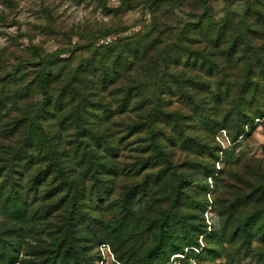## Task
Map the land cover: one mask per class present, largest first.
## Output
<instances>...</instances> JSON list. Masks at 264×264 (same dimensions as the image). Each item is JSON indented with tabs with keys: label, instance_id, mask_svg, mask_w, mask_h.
<instances>
[{
	"label": "rangeland",
	"instance_id": "rangeland-1",
	"mask_svg": "<svg viewBox=\"0 0 264 264\" xmlns=\"http://www.w3.org/2000/svg\"><path fill=\"white\" fill-rule=\"evenodd\" d=\"M247 2L0 0V264H52L37 232L73 199L56 264H264V106L240 116L244 73L197 32Z\"/></svg>",
	"mask_w": 264,
	"mask_h": 264
},
{
	"label": "trees",
	"instance_id": "trees-1",
	"mask_svg": "<svg viewBox=\"0 0 264 264\" xmlns=\"http://www.w3.org/2000/svg\"><path fill=\"white\" fill-rule=\"evenodd\" d=\"M229 15L236 16L232 13ZM243 18L244 19H240L239 21V24L241 25L240 27L237 26V24L234 26L237 31L231 30V22L233 20H231L230 18H227V21L223 22L216 33V29L214 27L205 29L202 19L200 20V26H198L197 28V32H199L198 34H200L201 36V39L198 41L199 43L204 42L205 47L207 48H221L219 51L220 56H217V54H215L211 49L210 57L213 58L210 59V63L213 64L212 62H216V65L217 67H219L223 77L229 74V67L236 68L238 73H244L245 78L241 84L236 98L240 116L246 115V113L240 108V106H248V104H251L255 105L259 110H262L264 106V91H262L260 85L261 82L264 88V5L261 3V1L248 0L247 5L245 6V11L243 13ZM94 46L100 47L99 45L97 46L96 43H94ZM135 54L138 56L137 51L135 52ZM243 55L246 56L245 61L244 58H242ZM207 64H209V61H207ZM254 79H256L255 82L252 81ZM155 137V132L150 126L149 138L154 146ZM47 142L48 140H46V143ZM43 145L44 141H40V146L38 145L39 150L43 148ZM43 161L48 163V169H58L60 167V160L57 155H54L50 158L45 157V160L43 159ZM62 208L63 205L60 207L58 206V208L56 209V211H58L61 215H54L52 217H49V221L45 222V224H41V226H43V231L38 230L37 232L39 234L45 235V238L47 241H49V244L53 242L52 246L54 247V254L51 255L52 264H56L57 254H64V251L61 252L60 249L66 248L67 246L66 253L68 254L70 253V251H72L74 239V225L72 223V220L74 219L75 214L78 211V206L73 199L72 204L68 207L67 210H63ZM44 209V214L48 212V214H50L52 211V207L50 206L45 207ZM250 220L251 219H245V221L240 226V230L237 229V231L244 232L246 236L244 240L249 244L252 242V236L251 234H249L251 225ZM261 228L263 232L262 234L264 235V221L261 223ZM43 232L46 234H44ZM163 237L170 244H172L170 242L171 238L167 232L163 233ZM52 238L55 239L51 241ZM97 238L101 239L99 235H97ZM157 249L158 248H155V250ZM8 250H6L4 254H2V258L8 260L10 263H13L15 255ZM14 251L17 250L14 249ZM169 257H167V259ZM167 259L163 264H165ZM145 260H148L147 255H145Z\"/></svg>",
	"mask_w": 264,
	"mask_h": 264
},
{
	"label": "built area",
	"instance_id": "built-area-1",
	"mask_svg": "<svg viewBox=\"0 0 264 264\" xmlns=\"http://www.w3.org/2000/svg\"><path fill=\"white\" fill-rule=\"evenodd\" d=\"M112 42L111 37L106 36L103 38H100L96 41L97 45L100 44H108ZM165 264H200L198 259L196 257H188L186 256L185 253H180V254H173L171 255L167 261L165 262Z\"/></svg>",
	"mask_w": 264,
	"mask_h": 264
}]
</instances>
